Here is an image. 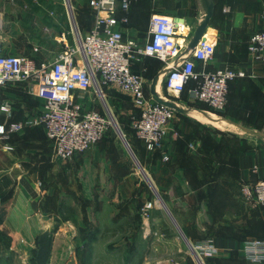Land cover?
<instances>
[{
    "label": "crops",
    "instance_id": "0c3cea01",
    "mask_svg": "<svg viewBox=\"0 0 264 264\" xmlns=\"http://www.w3.org/2000/svg\"><path fill=\"white\" fill-rule=\"evenodd\" d=\"M47 1L0 0V54L22 55L9 51L34 48L38 50L32 54L37 64H50L59 52L76 43V30L85 34L93 27L95 16L89 0H71L77 8L74 20L65 0L64 3L63 0H54L53 10L46 7ZM214 2L215 13L208 32L217 37V45L215 56L207 67H232L245 72V76L229 85L225 114L211 116L214 113L209 110L211 107L207 108L209 105L194 99L192 89L196 81L191 80L180 94L166 89L173 100L191 109L187 113H175L161 147L148 150L141 140L133 136V126H125L126 134L132 137L133 144L130 140L128 142L133 153L141 162L143 158L148 164L149 169L146 168L150 178L147 176L146 188L130 165L129 158H133L130 151L129 154L123 152L127 145L119 141L123 142L121 137L110 132L86 151L76 153L62 163L78 174L85 173L78 176L77 181L84 186L82 192L87 209L97 213L100 224L115 216L135 228L143 205L152 202L149 216L141 214L143 225L147 226L143 240L148 238L151 226L166 223V227L171 229L166 217L169 212L186 241L213 243L217 252L203 257L210 264H264V261L246 259L241 252L244 240H264V207L240 205L239 200L244 182L255 183L264 179V137L247 131L264 133V62L255 58L248 49L250 37L264 28V0ZM153 13L180 19L190 25L192 32L202 15L199 0H132L126 11L120 5L118 7V29L125 37L143 44ZM31 28L34 30L32 36L27 32ZM188 42L187 39L182 41L183 49L187 48ZM204 66L198 62L197 70ZM163 68V61L151 55L136 56L131 65L134 73L141 77L142 73H149L152 79ZM159 82L157 88L160 92ZM150 85L148 90L145 87L144 90L151 98ZM108 86L103 92L107 100L113 101L115 89ZM87 92L89 90L79 92L77 100L86 108L104 112L97 107L93 95H87ZM42 109L43 100L37 96L30 81H14L0 86V136L8 138L13 135V141L0 147L10 160L9 163L4 161L0 169L4 172L0 175V192L8 193L1 205H8L7 212L12 215H23L22 220L30 227L35 226V230L44 225L42 215L36 212L37 209L41 211L38 205H46L48 196L53 194L45 179H52L59 170L55 161L40 160L44 156L38 148H46L43 147L44 128L26 124ZM13 123H24V126L10 132ZM220 128L224 130L222 133L225 130L230 132L224 135L226 138H222ZM7 145L13 150L30 145L34 148L28 149L27 154L35 153L34 158L37 159L29 160L32 165L24 164L27 158L14 159L9 155L11 150L6 148ZM42 167L47 171H40ZM62 202L75 205L73 198L70 203L59 200L56 205ZM112 202L114 205H108ZM136 218L138 220L134 221ZM170 229L164 231L170 233ZM164 231H161V236L169 235ZM30 234L29 231L21 238L26 239Z\"/></svg>",
    "mask_w": 264,
    "mask_h": 264
},
{
    "label": "built area",
    "instance_id": "2783aa9c",
    "mask_svg": "<svg viewBox=\"0 0 264 264\" xmlns=\"http://www.w3.org/2000/svg\"><path fill=\"white\" fill-rule=\"evenodd\" d=\"M131 1L89 0L95 16L93 27L85 34L76 30V43L59 52L50 64L38 65L27 55L0 54V86L14 81L33 84L37 96L43 100V109L26 124L44 128L59 159H69L86 151L100 141L113 124L110 114L93 107L86 108L77 100L79 92H85L93 85L100 93L101 85L114 84L130 94L139 109V115L133 117L132 122L137 138L150 151L162 146L168 124L176 112L146 95L143 78L131 69L136 56L151 55L163 61L164 67L168 68L164 81L166 89L175 94L185 91L187 83L195 80L194 99L206 103L220 116L228 103L230 82L245 76L239 68L207 67L215 56L217 45V37L209 32L193 50L186 52L182 41L190 40L192 28L167 14L151 15L143 44L125 37L118 29L117 11L119 5L126 11ZM248 49L264 62V28L250 37ZM198 62L205 65L200 70H197ZM10 126L12 132L20 130L24 123ZM6 148L11 147L7 145ZM241 195L248 203L264 207V179L244 182ZM152 207V202L146 203L143 213L147 215ZM190 247L199 260L217 252L211 241L190 243ZM241 252L250 261L263 262L264 240H244Z\"/></svg>",
    "mask_w": 264,
    "mask_h": 264
},
{
    "label": "rangeland",
    "instance_id": "374dc122",
    "mask_svg": "<svg viewBox=\"0 0 264 264\" xmlns=\"http://www.w3.org/2000/svg\"><path fill=\"white\" fill-rule=\"evenodd\" d=\"M65 1L68 5L67 9L70 11V15L74 20L77 8L71 0ZM55 3L54 0H48L45 2V4H47L46 7L50 10L54 9ZM27 32L31 33V36L34 35V30L32 28L28 29ZM9 52L19 53L34 58L33 55L38 52V50L33 48L26 51ZM142 77L144 80V87L148 90L152 77L149 73H142ZM164 81L165 77L163 76L160 78L159 82L160 94L172 99L171 96L168 95L169 93L165 88ZM107 86L115 89L113 90V101L110 99L107 100L105 97L103 91ZM100 88L103 95L98 92L97 87L94 85L86 94L93 95L97 107L113 117L115 122H113L108 132L121 137L119 133L121 131L125 140L127 142L130 140V143L133 144L132 137H130L129 134H126L127 132L125 130V126L132 125L133 117H137L139 114V109L135 107L132 96L123 92L114 84L101 85ZM204 106L207 107L206 105ZM209 110L212 113L214 112L211 108ZM210 115L213 117H216V115L219 116L217 113H215V115L214 113ZM204 119L209 122L207 118ZM222 131L224 130H221L222 136L230 133L227 130L223 133ZM235 131L241 130L236 129ZM134 135L137 138L135 130L133 129V136ZM46 137H44L45 142L43 143V147L46 148H38L41 151L40 153L44 156L40 157V160L43 161L46 159L47 161H55L59 170L52 179L50 177L45 179L46 186H49L53 194L48 196L46 205H38V208H40L41 211H39V209L36 211L40 216L42 215L44 225H41V227L35 230V226L30 227V225L23 221V215H12L8 213V205H1L8 196L6 195L8 193L4 194L0 192V264H30L31 251L36 245L38 233L42 230H47L54 235L55 241L53 240L52 246L53 254L51 253L49 264H210V261L207 258L199 260L196 257L190 247V242L186 241L181 235L176 220L171 213L169 214V212L166 214V217L171 229L166 227V223L163 225L151 226V229L147 232L148 238H145V240L142 239V235L146 232L145 230H147V226L143 225L141 214L143 217H148L149 214L146 215L143 213L144 205L141 209L140 220L137 218L133 219L134 221L138 220L135 221L138 225L135 226V228H132V225L125 224L122 220H117L115 216L110 220L108 219L107 222L103 221L100 224L97 213L89 212L87 209V201L84 200L85 198L83 199L84 195L82 192L84 186L80 185L77 181V179L80 176H84L85 173L78 174V171L71 170L66 164L63 165L66 160H61L56 157L53 145L50 141H47ZM226 137L227 136H224L222 138ZM121 139L123 142L120 139L119 141L124 143V139L122 137ZM10 141H13V135L8 138L0 136V147L4 144H8V142L10 143ZM226 142L229 143V141ZM33 148L34 147H31L30 145H25L19 146L13 150L11 147L9 149L11 150L9 155L14 157V159L16 157L27 158V161L23 163L32 165V161L30 163L29 160L37 158H34L36 157L35 153L27 154V150H32ZM130 148L132 152H134L131 146ZM128 150V147H126L123 149V152L129 154ZM134 155L137 161L133 158H129L131 159L130 165L133 171L138 175V179H142L144 183L143 187L146 188L147 184L145 182L148 180L147 176L149 177L146 168L148 167V164L143 158L141 159L140 157L142 160L141 162L135 153ZM4 161L5 160L1 155L0 165H4ZM45 164L44 161V165ZM45 170L47 171V168H40V171L44 172ZM1 174H4V172L0 171V175ZM72 198L75 199V205H65L73 209L72 214L65 211V214L70 215V219L66 220L64 219L63 214L57 211L59 205L56 204L59 200H65L70 203ZM239 200L241 203L240 205H252L243 199L241 195ZM95 203H98V200H96ZM108 205H114V203H108ZM35 207L37 208V205ZM164 229H170L171 232H165ZM29 231L31 233L30 237L22 239L21 236L23 234L27 235ZM161 231H164L165 234L169 233V235L165 236L163 234L161 236ZM191 243L195 244V242ZM90 250V258L86 261V255Z\"/></svg>",
    "mask_w": 264,
    "mask_h": 264
},
{
    "label": "water",
    "instance_id": "95a60500",
    "mask_svg": "<svg viewBox=\"0 0 264 264\" xmlns=\"http://www.w3.org/2000/svg\"><path fill=\"white\" fill-rule=\"evenodd\" d=\"M199 2H200V6H201L202 15H201V18H200L199 22L197 23L193 33H192V36H191L189 42H188L186 52H190L191 50H193L196 47V45L198 44L199 40L201 38H204V34L206 32H208V26H209L210 21H211L213 15L215 13V2H214V0H199ZM179 21H180V19H179ZM167 72H168V68L164 67L161 71H159L153 77L151 85H150L151 99L156 103H159L161 105H165V106H168V107L174 109L175 112L187 113L191 109L190 106L185 105L181 102L175 101L173 99H170L166 96H163L158 91V88H157L158 82L162 76L166 75ZM244 130L246 131L247 129L244 128ZM247 131L264 137V133H261L258 131H251V130H247ZM119 133H120L121 137L124 139V142L127 145L131 155L133 156L135 161H137L134 153L132 152V150L128 144V142L125 140L124 135L122 134L121 131ZM138 165L141 168L139 163H138ZM181 234L183 236H185L182 231H181Z\"/></svg>",
    "mask_w": 264,
    "mask_h": 264
},
{
    "label": "trees",
    "instance_id": "16d2710c",
    "mask_svg": "<svg viewBox=\"0 0 264 264\" xmlns=\"http://www.w3.org/2000/svg\"><path fill=\"white\" fill-rule=\"evenodd\" d=\"M225 112H226V108L221 114L224 115ZM1 155L3 156V159L9 163V161H10L9 158L5 157L2 153V151L0 150V156ZM1 166L2 165H0V169L2 168ZM57 211L59 213H62L64 219H66V220L70 219V215L65 214V211H68L71 214L73 213V209L71 207L65 206V203H63V202L60 203ZM53 240H54L53 233H50L47 230H42L38 233V236L36 239V245L31 251L30 264H49L52 246H53ZM90 255H91V250L88 251V253L86 255V258H85L86 261H87V259L90 258Z\"/></svg>",
    "mask_w": 264,
    "mask_h": 264
},
{
    "label": "bare ground",
    "instance_id": "6f19581e",
    "mask_svg": "<svg viewBox=\"0 0 264 264\" xmlns=\"http://www.w3.org/2000/svg\"><path fill=\"white\" fill-rule=\"evenodd\" d=\"M99 93H100V92H99ZM100 94L103 95L102 93H100ZM112 118H113V117H112ZM113 122H115L114 119H113Z\"/></svg>",
    "mask_w": 264,
    "mask_h": 264
}]
</instances>
